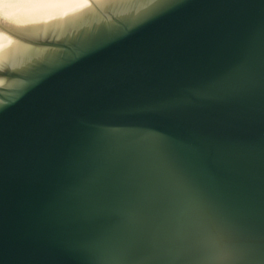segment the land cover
<instances>
[{"label": "water", "instance_id": "1", "mask_svg": "<svg viewBox=\"0 0 264 264\" xmlns=\"http://www.w3.org/2000/svg\"><path fill=\"white\" fill-rule=\"evenodd\" d=\"M0 264H264V0H0Z\"/></svg>", "mask_w": 264, "mask_h": 264}, {"label": "bare ground", "instance_id": "2", "mask_svg": "<svg viewBox=\"0 0 264 264\" xmlns=\"http://www.w3.org/2000/svg\"><path fill=\"white\" fill-rule=\"evenodd\" d=\"M47 3H49L48 1H46V2H42L40 5H44V4H47ZM44 18V17H43ZM30 23H33V21H30Z\"/></svg>", "mask_w": 264, "mask_h": 264}]
</instances>
